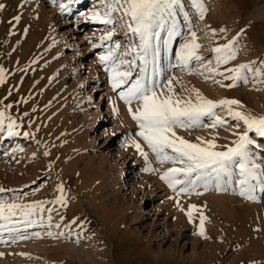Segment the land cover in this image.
<instances>
[{
    "label": "rangeland",
    "instance_id": "374dc122",
    "mask_svg": "<svg viewBox=\"0 0 264 264\" xmlns=\"http://www.w3.org/2000/svg\"><path fill=\"white\" fill-rule=\"evenodd\" d=\"M0 3L5 5L0 109L19 125L18 135L0 132V188L5 190L0 202L42 205L28 218L31 223L17 209L0 229V264H264V137L248 132L255 170L243 186L246 196L239 194L238 164L231 175L202 178L194 191L189 187V194L177 195L160 177L182 165L160 164L135 135L139 129L118 95L128 85L114 91L111 71L99 63L116 44L119 60L131 62L136 53H124L139 51L140 39L128 30L125 21L131 20L123 8L117 6L113 23L105 24L92 16L103 17L107 0ZM17 15L19 23L13 19ZM163 24L155 28L160 39L151 40L155 58L136 59L134 69L121 65V71H130L132 81L143 77L148 85H163L158 94L168 95L171 81L174 98L194 103L195 90L212 101L237 100L242 107L233 106L235 111L264 117V0H177L163 14ZM173 25L176 34L169 39ZM109 30L112 40L102 43ZM193 32L202 62L191 60L184 67L177 57ZM229 42L235 58L217 67L213 49ZM240 65L249 66L246 81L226 78L232 75L228 69ZM131 107L134 111L139 103ZM216 113L226 120L223 126L176 129L177 135L193 143L198 136L215 137L216 151L234 147L245 126L224 108ZM201 123L211 120L204 117ZM61 195L66 206L54 203ZM177 201L185 211L189 205L202 211L204 237L197 234L201 212L189 223ZM73 219L76 224L65 227Z\"/></svg>",
    "mask_w": 264,
    "mask_h": 264
},
{
    "label": "snow or ice",
    "instance_id": "6c2138e0",
    "mask_svg": "<svg viewBox=\"0 0 264 264\" xmlns=\"http://www.w3.org/2000/svg\"><path fill=\"white\" fill-rule=\"evenodd\" d=\"M198 4V0H195ZM177 0H107L105 7L107 11L103 13V17L99 12L93 14L92 19L102 20L105 24H112V14L117 11V6L123 8L124 16L130 17L131 22L125 21L128 30L140 39L139 51L136 47L128 49L125 55H132L136 53L135 59L131 62L127 60H119L118 50L121 48L120 44H116L114 48H109L106 55L99 57V63L104 65L112 73V88L122 89L118 93L119 98L129 106L128 111L131 119L136 123L138 131L136 136L140 137L147 147L155 154L157 162L164 164L171 162L172 164H179L182 167H171L160 179L164 181L169 188L175 190L177 195L189 194V187L195 190V184L202 178H213L217 180L221 175H231V169L234 164H238L240 168L241 196H246L244 190L245 185L249 180L254 179L255 165L251 164L248 154V146L252 143L248 138V132L255 130L260 136L264 137V117H253L241 111H235L233 106L242 107L237 100L222 99L219 101H212L205 99L199 92L194 91L196 100L193 103L191 100H181L174 98L172 95L173 89L171 81L168 82V95L163 92L157 93L156 88L163 87L161 84L153 82L148 85L144 82L143 77L135 81L131 80L130 71H121V65H129L134 69L135 60L139 59L142 63H147V57L151 55L153 58L157 55V49H154L151 44L152 38L160 39V33L155 31V28H163V14L169 10L172 5L176 4ZM5 5L0 3V11L4 9ZM61 11H64V5H60ZM201 17L204 9L200 8ZM168 15L171 12L168 11ZM14 21L19 23L21 17L15 16ZM223 31V29L221 30ZM175 33V25L168 31V38L171 39ZM112 31L109 30L102 38L103 41L112 40ZM196 34L192 33V41L183 46L181 54L177 57L179 63L187 67L191 60L201 61L202 58L196 55L199 45L195 42ZM168 40H164L167 46ZM100 47V45L93 44V48ZM216 54L217 67L221 64H226L228 61L235 58L233 51V44L229 42L222 47L213 49ZM248 65H240L235 69H228L232 75L226 77L233 81L247 80ZM143 71V69H141ZM208 71L215 73V69L209 66ZM223 75V73H217ZM255 75H260L259 72H254ZM4 83V70L0 68V84ZM233 85H229L232 87ZM133 102H138L139 107L134 111L131 107ZM3 104V101H0ZM10 108L11 105H7ZM224 108L227 115L233 120L240 121L245 126V132L239 136L235 146L228 148L226 151H216V143L213 139L205 140L201 137H196L197 143L190 142L183 137L177 135L176 129H193L208 127L210 129H217L226 123V120L217 115L216 109ZM115 112V109L113 110ZM204 117L211 120L209 125L201 123ZM7 120V124H5ZM19 125L11 116H6L5 109H0V132L6 130L8 136L18 135L16 129ZM25 136L30 135L24 133ZM132 146L147 159V154L143 152L139 143L132 142ZM169 152L171 154H169ZM48 153L45 152V156ZM251 166L249 167V165ZM177 185H180L177 188ZM5 190L0 188V193ZM57 191L63 193V187L58 185ZM248 198H253L250 195ZM54 203L66 206L63 195L58 197ZM42 208L41 204L21 206L17 204H7L0 202V229H5L7 224L11 222L16 210L20 209L22 215L28 223H31L28 218L32 215L36 208ZM177 207L180 208L179 201ZM181 211H185L180 208ZM48 211H52L49 209ZM201 212L199 217V227L197 234L204 237L205 217L202 211L196 205H189L185 211L189 223L192 222L193 214ZM76 224L73 219L65 227H71ZM60 227L59 224L56 225ZM82 227V225H80ZM51 235V234H49ZM206 238V237H205Z\"/></svg>",
    "mask_w": 264,
    "mask_h": 264
}]
</instances>
